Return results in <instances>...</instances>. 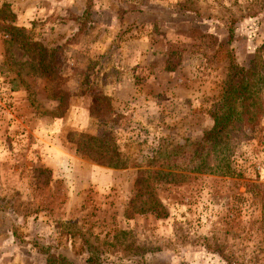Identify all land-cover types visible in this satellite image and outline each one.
<instances>
[{
  "label": "rangeland",
  "instance_id": "obj_1",
  "mask_svg": "<svg viewBox=\"0 0 264 264\" xmlns=\"http://www.w3.org/2000/svg\"><path fill=\"white\" fill-rule=\"evenodd\" d=\"M263 203L264 0H0V264H264Z\"/></svg>",
  "mask_w": 264,
  "mask_h": 264
},
{
  "label": "trees",
  "instance_id": "obj_2",
  "mask_svg": "<svg viewBox=\"0 0 264 264\" xmlns=\"http://www.w3.org/2000/svg\"><path fill=\"white\" fill-rule=\"evenodd\" d=\"M8 30L13 34L14 38L19 40L20 38H24V34L21 28H17L15 26H8ZM19 35V36H18ZM29 44L20 43V47L25 49V51H30V46L27 47ZM26 46V47H25ZM44 53V52H43ZM49 56V55H48ZM42 60L46 61L47 64H45V69H49L51 67L49 60L45 57H40L38 61L43 64ZM230 75L224 90V95L222 97V109L220 111H217L212 116V123L208 129L203 131L201 138L198 142L194 143V148L192 150V156L195 158H198L201 163L204 162V156L207 154L206 151L210 150L214 153L218 154V158L216 160L215 164V170L218 171L220 174H228L230 173L229 164L227 162V158L224 153L220 152V145L222 144V141L226 137L228 130L232 128L234 124H239L241 121V109L239 110V107H242V102L247 98L248 93V87L250 84L248 83V73L249 68H246L245 66H237L230 68ZM261 104H258L257 106H261ZM88 141L93 142L95 138L89 136L87 138ZM100 148L102 146L100 145ZM220 152V154H219ZM95 157V156H93ZM118 157H116L115 162L109 164L110 166H122L123 164H118ZM144 178L137 179L136 182L143 181ZM152 191V190H151ZM150 193V190H148ZM147 210H154L155 207H160L161 215H165V209L161 206V204L157 201H153L151 204H148ZM160 205V206H159ZM264 207V203H263ZM157 215H160L157 212ZM47 263H51L50 260H47ZM46 263V264H47ZM63 264H67L63 262ZM84 264H97L95 262V258L92 256H87L85 258Z\"/></svg>",
  "mask_w": 264,
  "mask_h": 264
}]
</instances>
